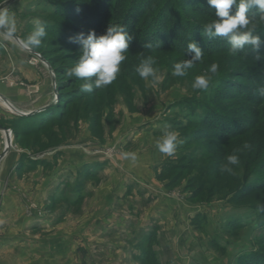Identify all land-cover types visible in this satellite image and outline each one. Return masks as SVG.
Returning a JSON list of instances; mask_svg holds the SVG:
<instances>
[{"label": "rangeland", "instance_id": "1", "mask_svg": "<svg viewBox=\"0 0 264 264\" xmlns=\"http://www.w3.org/2000/svg\"><path fill=\"white\" fill-rule=\"evenodd\" d=\"M92 1L17 0L6 7L16 27L11 38L0 32V90H18L21 102L12 105L40 110L32 128H43L17 134L21 116L0 103L14 156L10 165L0 162V264H264V64L225 44L185 76H173L175 64L192 58L178 41L184 32L151 47L134 41L116 79L84 93L82 81L66 75L82 54L70 38L105 34L128 8V0H118L95 13ZM37 22L46 32L38 46L13 39L24 44ZM253 27L264 32V19L250 20L246 30ZM149 57L160 76L155 85L135 71ZM200 75L210 77L206 90L192 88ZM213 112L244 132L215 140L204 126ZM166 127L178 134L172 156L156 147ZM0 143L1 156V131ZM68 149L75 163L96 160L62 175ZM233 154L239 164L222 172Z\"/></svg>", "mask_w": 264, "mask_h": 264}, {"label": "clouds", "instance_id": "2", "mask_svg": "<svg viewBox=\"0 0 264 264\" xmlns=\"http://www.w3.org/2000/svg\"><path fill=\"white\" fill-rule=\"evenodd\" d=\"M207 4L215 10L216 16V19L208 23L204 29L209 38H227L233 53L242 50L245 45H251L255 51L259 52L264 41L259 35L253 34L254 27L251 30H246L250 24L247 14L250 9L256 8L262 14L261 19H264V0H239V2L237 0H207ZM15 27L14 14L7 8L0 9V32H3L6 38H11ZM45 35L44 27L37 22V27L28 36L23 47L38 46L41 43V38ZM70 39L72 42L81 45L82 54L75 66L66 72V75L82 81L80 88L82 92L92 93L94 89H102L116 79L120 65L126 59L125 54L129 51L134 37L127 34L121 26H110L106 33L100 36L92 31L87 36L81 33ZM146 47H151V45H146ZM188 52L194 55L191 59L175 64L173 76H185L187 70L201 60L202 52L196 43L188 45ZM154 63L155 61L149 57L135 68L140 78L144 80L151 78L153 85L160 81V76L157 74L158 69L153 67ZM209 71L215 74L218 71V65L212 64ZM209 80L210 77L208 76H196L192 88L206 90ZM260 95L264 97V88L260 89ZM177 140L178 134L166 127L161 138L157 140L156 147L160 153L172 156L177 148ZM131 159L133 161L136 159L134 154H131ZM226 160L227 164L222 165L221 171L231 173L232 168L229 165H238L239 157L233 154L227 156ZM259 210L264 211V206H260Z\"/></svg>", "mask_w": 264, "mask_h": 264}, {"label": "trees", "instance_id": "3", "mask_svg": "<svg viewBox=\"0 0 264 264\" xmlns=\"http://www.w3.org/2000/svg\"><path fill=\"white\" fill-rule=\"evenodd\" d=\"M117 1L118 0H93L92 2H94L96 8L95 13H99L100 9H106L104 6H107L108 4H113L114 6L117 5ZM237 2H239V0H237ZM126 5H128V8H121L122 17L117 20V26L123 27L127 34L134 37L132 43L135 41L136 44H139L147 41V45H153L155 42H161L165 39L166 41H175L181 33L183 34L185 32V34L183 35L184 37H181L178 41L183 46H186L184 47V50H182L187 56L194 55L188 52V45L190 43H196L203 53L202 56L205 57L212 56L214 52H218V49L225 44L231 46L228 43L227 39H224L223 42L220 40V37L209 38L207 33L204 31L207 23L203 22H206L209 19H216L215 10L208 6L207 0H183L182 2L180 0H128L126 2ZM252 10L254 11L252 12ZM256 10L257 9L255 8L250 9L249 13H257ZM261 15L262 14L248 15V17L250 20L254 21L260 19ZM102 19L103 18H97V20H101L98 21L101 26L103 24H106V21L104 22V20L102 21ZM198 19L204 21L200 22L198 21ZM139 26H142V30L139 33L140 35H136L135 29H138ZM175 27L178 28L175 29ZM253 33L261 36V40L264 41V32L260 31L259 28L255 29ZM132 43L130 44V46L132 45ZM167 45L168 44L166 43L165 45H162V47H165ZM79 46L80 45H78L77 47L72 46V48L77 49ZM247 46L252 47L251 45H245V47L242 49L243 52L240 51L237 54L245 57L246 55L244 54H246L245 52L247 51V53H250L247 58L253 55L252 57L256 58L255 61H257V63L264 64V59H257L256 56V54H264V44H262L259 52L255 51L253 47L252 49H249ZM205 47L208 49H204ZM36 116L37 115L29 117H19V119L15 121V132H17V134L19 133L20 135L22 133L23 135H28L36 133L37 131H39V129L43 128H39L36 126H33L32 128V118L35 117L34 123L38 118H41V116ZM23 118H30L29 122L23 123ZM209 118L212 119L207 120L208 124H205L204 126L211 127L212 137L222 143L235 139L237 136H240L244 132V127L240 130L238 129L239 131L237 130L234 132L233 129H235V126H239V124L237 123L234 125L235 122L231 123L228 120H225V118L220 119V117L214 112L210 114ZM42 122L43 121H41L40 123Z\"/></svg>", "mask_w": 264, "mask_h": 264}, {"label": "crops", "instance_id": "4", "mask_svg": "<svg viewBox=\"0 0 264 264\" xmlns=\"http://www.w3.org/2000/svg\"><path fill=\"white\" fill-rule=\"evenodd\" d=\"M17 92H18V90H12V89H6V90H0V93L3 95V97H5L11 104H14V105H19V104H17L18 102L20 103L21 101L18 99V100H16L15 99V95H17ZM21 93V92H20ZM1 96V95H0ZM20 96V95H19ZM25 113H27L26 111H24ZM29 117V116H28ZM0 154H1V143H0ZM79 154V153H78ZM11 155V153L10 154H8L3 160H5V161H7V162H9L8 164L10 165L11 164V162L12 161H14V156H10ZM65 155H66V157H65V159L62 161L63 162V165H61V169H59V171L58 172H61L62 173V175H64V174H70V172L71 171H74V170H76V169H78L79 167H83V166H85L86 164H88V163H92V162H95V160H93V161H82V162H80V161H78V160H76V163H75V160H73V159H75V157H77V154H76V156H74L75 155V151H73V150H70V149H68L66 152H65ZM8 156H10V157H8ZM59 174V173H58ZM35 182L37 181V176H35L34 175V179H33Z\"/></svg>", "mask_w": 264, "mask_h": 264}, {"label": "water", "instance_id": "5", "mask_svg": "<svg viewBox=\"0 0 264 264\" xmlns=\"http://www.w3.org/2000/svg\"><path fill=\"white\" fill-rule=\"evenodd\" d=\"M16 1L17 0H9L6 3L2 4L0 6V9L6 8L7 6L11 5L12 3L16 2ZM13 39L16 42H19L20 44L23 45V43L19 39L15 38V37H13ZM1 97L7 103H9L13 107V109H15V107L5 97H3V96H1ZM15 110H16L15 113L18 114L21 117L32 116V115H35V114L39 113V111H40L39 110V111L30 112V113H24V112L18 111L17 109H15ZM0 131L3 132L4 135H5V150H4L3 154L0 156V162H1L3 160V158L6 157L10 153L13 141H12L11 131L9 129H7V128H5V127L0 125Z\"/></svg>", "mask_w": 264, "mask_h": 264}, {"label": "bare ground", "instance_id": "6", "mask_svg": "<svg viewBox=\"0 0 264 264\" xmlns=\"http://www.w3.org/2000/svg\"><path fill=\"white\" fill-rule=\"evenodd\" d=\"M0 103L5 107H7L11 112L15 113L16 110L13 109V107L9 103H7L1 96H0Z\"/></svg>", "mask_w": 264, "mask_h": 264}]
</instances>
